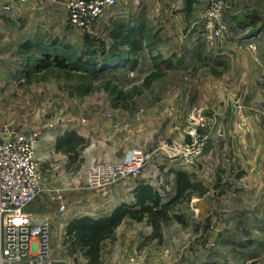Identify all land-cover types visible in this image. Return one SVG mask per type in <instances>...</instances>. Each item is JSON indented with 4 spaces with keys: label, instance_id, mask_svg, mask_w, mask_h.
I'll return each mask as SVG.
<instances>
[{
    "label": "rangeland",
    "instance_id": "rangeland-1",
    "mask_svg": "<svg viewBox=\"0 0 264 264\" xmlns=\"http://www.w3.org/2000/svg\"><path fill=\"white\" fill-rule=\"evenodd\" d=\"M158 1L116 4L100 18L93 33L87 34L69 24L65 0H0V48H13V78L6 85L0 84V131L39 134L36 156L43 170L44 192L26 210L46 225L50 258L85 264L86 249L76 243L73 234H64L61 223L67 213L51 207L57 204L51 199L53 195L60 193L73 201L92 195L97 198V192L104 188L86 185L87 171L96 162L136 160L140 176L145 174L161 189L164 184L172 187V182H164L171 180L170 171H186L203 183L206 193L200 200L178 202L163 223L161 238L150 248L176 254L194 246L188 244L194 240L204 254L202 264H264V129L259 135L248 133L245 139L253 147L244 149L240 135L229 134L216 109L198 104L202 86L195 76L182 83H170L171 79L163 76L145 86L141 77L148 71L149 60L143 53L137 56L138 75L115 69L94 73L79 62H100L101 51L127 48L132 35L126 27L122 29V21L135 14L149 26L143 35H135L139 48H192L190 62L198 52L211 55L200 21L211 0H200L190 18L187 8L194 6L190 0ZM222 1L227 6L224 19L229 30L215 48H227L261 33L257 46L264 57V0ZM119 10L127 13L117 14ZM134 23L126 26L138 30L139 23ZM15 48L33 49L21 53ZM35 48H69L67 60L72 67L42 70L33 63L19 82L24 63L40 58ZM198 114L204 123L197 125ZM78 138L82 143L64 155L66 143H75ZM186 150L198 153L194 164L186 163ZM258 162L262 165L254 166ZM40 197L49 199L44 209L38 208ZM77 215L68 223L107 218L104 209L91 210L86 204ZM178 217L185 220L183 226L176 222ZM53 232L60 239L50 246ZM117 245V240L108 241L107 248L114 253L109 251L107 256L115 255Z\"/></svg>",
    "mask_w": 264,
    "mask_h": 264
},
{
    "label": "crops",
    "instance_id": "crops-1",
    "mask_svg": "<svg viewBox=\"0 0 264 264\" xmlns=\"http://www.w3.org/2000/svg\"><path fill=\"white\" fill-rule=\"evenodd\" d=\"M157 1L158 0H148L149 3L147 4H155ZM190 1L194 6H189L187 8L190 10V14L187 16L188 18L192 17L193 12L196 11L197 5L200 4V0ZM127 2L136 4L138 0H117V6H119V3L123 5ZM164 3L168 4V2L165 1ZM163 10L164 14H166L165 12L167 9L163 8ZM132 11L135 10L132 9ZM123 13H127V11L124 12V10H119V12H117V14ZM117 14L115 16H117ZM138 15L136 16L135 14V16H132L131 20L127 19L126 21H122L123 23L125 22V24L122 25V29L125 30L126 25H128L126 23L129 22L131 26H133L135 25L134 21H136L139 23L138 27H144V32L145 28L149 26L148 24H143L144 18L140 20L141 15L139 17ZM126 16L128 17L127 14L124 15V17ZM176 16L175 20H177ZM196 18L197 17H195V19ZM148 30L150 31V29ZM153 35L154 37L156 36L155 32H153ZM233 45L234 43L231 46H227V48H206L207 50H211V55L207 56L204 52H198L195 54L196 58L193 62L188 61L190 53L193 52L192 48H178L179 50H177V48H136L129 52L124 49L123 55L125 60L121 67L117 69V71H119L117 73L128 74L131 72L130 75H138L140 66L139 63L136 62L138 59L137 56L143 53L149 60V66L147 68V73L141 77V80L144 82L147 79L149 85L163 76L171 79V81H169L170 83L177 82V80L182 83L183 79L188 80L195 76L196 79H199L200 86H202L199 87L198 91V104L207 110L216 109L220 123L229 134L240 135L243 143L242 147H244V149H251L253 144L247 143L245 139L248 133H256L259 135L264 129V77L260 79L261 75L264 76V57H261L259 52L258 60H255L249 52H236ZM15 49H18L21 53H25L33 48ZM12 51L13 48H0V78L3 79V81L0 82L1 85H6L13 78L11 75L12 67L10 63L12 60ZM169 53H174L172 55L174 57H169ZM207 53H209V51ZM165 54H167V56ZM31 64L32 63L27 64L25 62L22 69H25L26 72L27 67ZM36 68L40 69L38 67ZM25 72L23 71V74H21L22 77L18 79L19 82L23 81V76H27V72L26 74ZM236 100L241 102L240 109L235 105ZM185 101H187V97ZM259 143L260 141L258 144ZM42 149L43 147H40V151ZM63 154L70 153L65 152L64 149ZM256 164L259 166L262 165V163L258 162L255 163L254 166ZM258 168L261 169L260 167ZM170 172L172 177L171 180L166 178L164 182H172L171 188H168L165 184L162 186V189L157 188L150 178L144 174L138 178H129L100 190L97 192V198H94V195L88 196L87 200H84L82 197L76 198L75 201L64 198V211L67 213L64 217L65 220L61 223V227H64V234H66L69 229L70 224L68 220L73 217L78 218V209L83 208L85 204L91 210L99 207L104 209L107 218L116 209L122 208L126 211L138 212L141 208L146 206L152 207L153 210H160L162 208L168 217L169 211H171L178 202H191L192 200H200L204 197L206 193L205 186L191 173L180 170H173ZM255 172L257 173V171ZM179 173L184 174L188 182V187L182 190L181 193H179L177 188ZM48 200V197L44 199L40 197L38 199V208L44 209L45 202H48ZM52 205L56 208L55 210H59L58 203L51 204V207L54 208ZM165 220L153 222L150 220L149 216L144 213L141 220H136L126 215L115 226H110L111 222L109 221L93 222L94 224L91 222L93 226H98L97 223H99L100 226L111 227V231L105 233V237L100 241L96 257L92 255L94 250L91 252V255H89V253L87 254L88 246H82L80 242L76 243L81 245L84 250L86 249L85 264H99L98 261H101L100 264H202L201 261L204 259V254H202L200 248H197L198 246H195L198 242H194V240L193 242H191L192 240H188V244L192 243L194 246L184 248L181 250L182 252L180 251V253L176 254L173 251V253L167 255L164 254L165 252L162 249L154 251L150 248L157 239L161 238L160 230ZM77 222L78 220H72L73 224ZM176 222L182 226L186 223L185 220L181 218L180 220L177 219ZM72 234L74 235V232H72ZM59 239L60 237L58 238L57 232H53L50 237V246H55ZM111 239L117 240L118 248L115 251V255L107 256V252L109 251L114 253L112 249L107 248L108 241ZM73 256L76 257L77 255L74 254Z\"/></svg>",
    "mask_w": 264,
    "mask_h": 264
},
{
    "label": "built area",
    "instance_id": "built-area-1",
    "mask_svg": "<svg viewBox=\"0 0 264 264\" xmlns=\"http://www.w3.org/2000/svg\"><path fill=\"white\" fill-rule=\"evenodd\" d=\"M116 4L117 0H65L64 9L74 29L91 34L100 18ZM226 7L222 0H211L203 10L200 19L204 25L202 38L211 49H215L229 30L224 19ZM260 34L235 42L233 48L236 52H249L258 60ZM235 103L240 109L241 102L236 100ZM198 117L197 125L204 123L199 114ZM191 134L197 140L194 132ZM38 144L36 132L0 131V264H65L49 257L46 225L26 210L44 192L43 170L36 156ZM186 152L189 154L186 163L194 164L198 153ZM140 173V164L136 160L96 162L87 171L86 185L92 189L105 188L138 178ZM51 199L59 204L61 212L65 210L62 194L57 193Z\"/></svg>",
    "mask_w": 264,
    "mask_h": 264
},
{
    "label": "trees",
    "instance_id": "trees-1",
    "mask_svg": "<svg viewBox=\"0 0 264 264\" xmlns=\"http://www.w3.org/2000/svg\"><path fill=\"white\" fill-rule=\"evenodd\" d=\"M126 31L132 35L130 41L128 42L127 48H112L109 52L101 51L103 54V58L99 61H79L83 63L86 67H88L92 72L99 73V71H108L111 69L117 70L121 65L124 63V49L126 51H133L136 48H139V40L138 37L135 35L138 33L143 35L144 32L142 31L141 26L136 28H128L126 26ZM142 31V32H141ZM141 32V33H140ZM68 49L69 48H37V53L39 54L40 58H36L35 62L33 60L26 61L27 64L35 63V67L40 69H48L49 67H58L60 69H69L72 67L71 62L67 60L68 56ZM38 56V57H39ZM130 58V57H129ZM130 60V59H129ZM83 66V67H85ZM145 86L149 85V81L146 79L144 81ZM82 143L80 138L76 139L75 143L71 141L66 143L65 152L73 153V150L76 148L78 144ZM77 154H75L76 156ZM188 187V182L186 181V177L184 174L179 173L177 178V188L179 193L182 190ZM155 207V206H153ZM146 213L151 221H158V220H165L167 219L166 213L162 210H153L152 207H143L138 212H130L124 209H116L108 218L102 220H93L90 218H83L78 220L75 224H70L68 232L70 235L74 232V238L76 242H80L82 246H88L89 248V255L94 250L92 255L96 257V252L98 250V246L100 241L105 237V233L111 231V227L100 226H93V222H100V221H109L111 222L110 226H115L124 216L128 215L136 220H141L143 218V214ZM177 219L180 220V217ZM93 224H92V223Z\"/></svg>",
    "mask_w": 264,
    "mask_h": 264
}]
</instances>
